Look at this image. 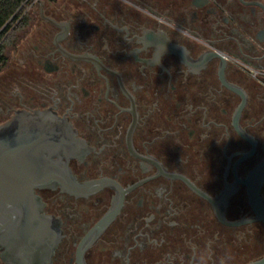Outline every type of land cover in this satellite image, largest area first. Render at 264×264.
I'll return each instance as SVG.
<instances>
[{"label":"flooded vegetation","instance_id":"flooded-vegetation-1","mask_svg":"<svg viewBox=\"0 0 264 264\" xmlns=\"http://www.w3.org/2000/svg\"><path fill=\"white\" fill-rule=\"evenodd\" d=\"M1 44L0 126L49 112L86 191L39 188L33 264H246L264 222V0H26ZM13 19H11L12 21ZM264 197V184L260 188ZM29 261V260H28ZM0 264H18L0 245Z\"/></svg>","mask_w":264,"mask_h":264},{"label":"water","instance_id":"water-1","mask_svg":"<svg viewBox=\"0 0 264 264\" xmlns=\"http://www.w3.org/2000/svg\"><path fill=\"white\" fill-rule=\"evenodd\" d=\"M66 126L49 112H19L0 126V245L18 264H33L39 253L51 256L60 238L50 229L54 219L43 213L39 188L62 186L86 191L101 181L78 183L62 153ZM253 211L251 220L264 222V159L242 181ZM29 260V261H28ZM246 264H264V255Z\"/></svg>","mask_w":264,"mask_h":264},{"label":"trees","instance_id":"trees-1","mask_svg":"<svg viewBox=\"0 0 264 264\" xmlns=\"http://www.w3.org/2000/svg\"><path fill=\"white\" fill-rule=\"evenodd\" d=\"M24 9V0H0V65L6 59L1 41Z\"/></svg>","mask_w":264,"mask_h":264},{"label":"rangeland","instance_id":"rangeland-1","mask_svg":"<svg viewBox=\"0 0 264 264\" xmlns=\"http://www.w3.org/2000/svg\"><path fill=\"white\" fill-rule=\"evenodd\" d=\"M25 2H26V0H24V4H25ZM4 54H5V56H6V49L4 50ZM1 67V66H0Z\"/></svg>","mask_w":264,"mask_h":264}]
</instances>
